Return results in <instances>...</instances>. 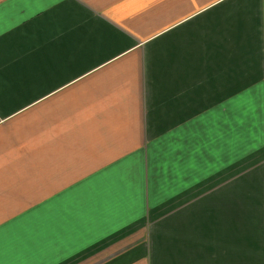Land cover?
Instances as JSON below:
<instances>
[{
    "label": "crops",
    "instance_id": "crops-1",
    "mask_svg": "<svg viewBox=\"0 0 264 264\" xmlns=\"http://www.w3.org/2000/svg\"><path fill=\"white\" fill-rule=\"evenodd\" d=\"M0 264H264V0H0Z\"/></svg>",
    "mask_w": 264,
    "mask_h": 264
}]
</instances>
